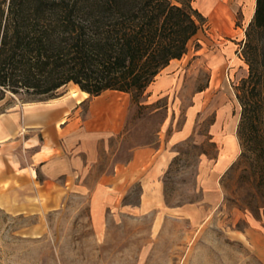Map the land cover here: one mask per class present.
Wrapping results in <instances>:
<instances>
[{"label": "rangeland", "instance_id": "374dc122", "mask_svg": "<svg viewBox=\"0 0 264 264\" xmlns=\"http://www.w3.org/2000/svg\"><path fill=\"white\" fill-rule=\"evenodd\" d=\"M206 1L209 9L192 0L204 21L177 60L178 79L169 93L152 98L146 90L132 101L128 93L107 92L105 100L124 111L123 123L99 138L92 158H82L78 186L62 187L63 177L40 185L41 174L30 181L26 169L0 183L4 190L10 184L16 188L14 209H24L13 212L0 201V264H264V228L251 213L261 217L262 209L255 205H262V199L252 197V167L240 151L215 179L220 203L203 202L204 189L214 184L206 174L216 154L211 126L218 121L220 132L235 135L238 128V87L248 75L242 48L255 0H221L218 6L216 0ZM70 88L65 85L46 99L27 101L18 95L3 100L0 113L22 112L32 103L47 106ZM93 97L77 109L78 118H92L88 131L105 119L99 112L90 117ZM164 123V138L184 126L188 131L169 146L172 157L160 178L159 199L151 198L140 208L142 188L133 180L115 192L117 202L94 225L90 202L96 182L126 162L134 148L155 142ZM0 169H6L1 160Z\"/></svg>", "mask_w": 264, "mask_h": 264}, {"label": "trees", "instance_id": "16d2710c", "mask_svg": "<svg viewBox=\"0 0 264 264\" xmlns=\"http://www.w3.org/2000/svg\"><path fill=\"white\" fill-rule=\"evenodd\" d=\"M203 21L192 0H0V102L51 98L70 82L89 96L109 89L138 101ZM245 36L236 136L252 197L262 199L261 217L251 213L264 228V0H255Z\"/></svg>", "mask_w": 264, "mask_h": 264}, {"label": "crops", "instance_id": "0c3cea01", "mask_svg": "<svg viewBox=\"0 0 264 264\" xmlns=\"http://www.w3.org/2000/svg\"><path fill=\"white\" fill-rule=\"evenodd\" d=\"M199 1L198 6L202 5L205 9L211 6L207 7L206 0ZM214 4L215 6L222 5L221 0H216ZM253 10L254 1L251 5V14ZM221 51L230 52L223 51V49ZM177 60L176 58L171 59L159 71L146 89L148 90L147 97L154 98L160 94H167L175 87L178 79L175 71ZM66 85H70V93L51 99L47 106L32 103L28 109L27 107L25 110L22 109V112L14 110L0 113V160L6 168L0 169V183L8 177L12 180L16 172L26 169L30 181L36 179L38 173L42 176L39 181L40 185L63 177L62 187H67L70 183L68 188L73 189L78 186L75 180L81 173L82 158H92L97 152L96 146L99 138L107 132L118 131L121 128L124 111L115 102L105 100L108 96L107 92L117 90H105L90 100L88 108L90 117L99 112L105 115V119L100 127L88 131L92 118L86 120L78 118L77 109L89 95L79 98L72 96L71 90L74 84L70 82ZM217 122L211 126V140L216 146V154L209 169L210 172L206 173L208 179L212 178L214 184L204 189L203 199V202L213 206L220 203L218 192L220 189L218 187L217 190L218 182L215 183V179L228 170L240 151L235 133L220 132ZM166 127L167 123H164L155 142L134 148L131 157L126 162L117 164L114 170L104 177L105 180L99 179L96 182L94 186L96 192L90 202V218L94 225L97 226L104 221L106 208L117 202L115 192L120 191L133 180H138L142 188L140 208L146 206V202L151 198L159 199L158 191L162 187L160 178L172 157L169 146L185 138L188 131L187 126H184L181 130L174 131L164 138ZM11 167L17 168L16 171ZM8 186L7 190H4L0 185V201L11 211L18 212L19 209H14L16 205L11 200L12 191L16 188L11 187V184ZM195 208L198 209L200 206L195 205ZM252 220L260 225L255 219Z\"/></svg>", "mask_w": 264, "mask_h": 264}, {"label": "bare ground", "instance_id": "6f19581e", "mask_svg": "<svg viewBox=\"0 0 264 264\" xmlns=\"http://www.w3.org/2000/svg\"><path fill=\"white\" fill-rule=\"evenodd\" d=\"M210 4L207 5L209 7ZM252 12V11H251ZM71 95L79 98L80 96H87L88 93L82 91L76 84L73 85V89L71 90Z\"/></svg>", "mask_w": 264, "mask_h": 264}]
</instances>
